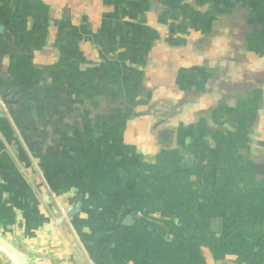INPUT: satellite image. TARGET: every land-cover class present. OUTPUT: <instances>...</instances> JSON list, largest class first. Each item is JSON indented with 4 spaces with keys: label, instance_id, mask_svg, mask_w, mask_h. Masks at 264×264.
I'll list each match as a JSON object with an SVG mask.
<instances>
[{
    "label": "crops",
    "instance_id": "crops-1",
    "mask_svg": "<svg viewBox=\"0 0 264 264\" xmlns=\"http://www.w3.org/2000/svg\"><path fill=\"white\" fill-rule=\"evenodd\" d=\"M0 234L29 264H264V0H0Z\"/></svg>",
    "mask_w": 264,
    "mask_h": 264
},
{
    "label": "water",
    "instance_id": "water-1",
    "mask_svg": "<svg viewBox=\"0 0 264 264\" xmlns=\"http://www.w3.org/2000/svg\"><path fill=\"white\" fill-rule=\"evenodd\" d=\"M79 203H76L74 206L70 208H66L64 211V214L59 217V222H62L65 218L73 216L78 210H79ZM129 220V218H128ZM46 230L51 232V245L52 247H59L61 245V242L58 238L57 230L55 227L48 225L46 227ZM0 245H2L6 252L8 254L11 253L15 256V258L18 261V264H29V258L27 254L23 251H21L9 238L6 236L0 234ZM9 255V254H8Z\"/></svg>",
    "mask_w": 264,
    "mask_h": 264
},
{
    "label": "bare ground",
    "instance_id": "bare-ground-1",
    "mask_svg": "<svg viewBox=\"0 0 264 264\" xmlns=\"http://www.w3.org/2000/svg\"><path fill=\"white\" fill-rule=\"evenodd\" d=\"M0 248L3 249V250H5V248H4L2 245H0ZM5 251H6V250H5ZM8 254H9L10 257L16 262V264H18V261H17V259L15 258V256H14L13 254L9 253V252H8Z\"/></svg>",
    "mask_w": 264,
    "mask_h": 264
}]
</instances>
